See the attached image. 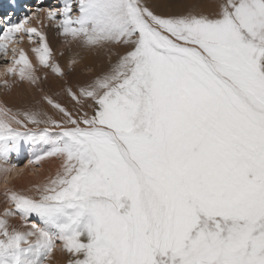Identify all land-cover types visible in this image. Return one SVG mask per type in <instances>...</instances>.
<instances>
[{"label": "snow or ice", "instance_id": "6c2138e0", "mask_svg": "<svg viewBox=\"0 0 264 264\" xmlns=\"http://www.w3.org/2000/svg\"><path fill=\"white\" fill-rule=\"evenodd\" d=\"M199 7L38 8L71 53L64 65L47 34L25 27L30 16L0 30L5 56L18 33L38 38L39 67L14 50L4 87L41 94L33 107L0 106V264H50L57 251L68 264H264V0ZM100 51L108 67L80 82ZM25 144L48 146L29 163L60 160L34 194L7 184Z\"/></svg>", "mask_w": 264, "mask_h": 264}, {"label": "rangeland", "instance_id": "374dc122", "mask_svg": "<svg viewBox=\"0 0 264 264\" xmlns=\"http://www.w3.org/2000/svg\"><path fill=\"white\" fill-rule=\"evenodd\" d=\"M14 1H15V3L17 2V0H0V2H1L0 5L10 6L9 4H14ZM154 2L155 3L159 2V5H168L166 0H154ZM17 3H18L19 7L17 6V8H18L17 12L18 13H17V16L15 17V20L13 21L14 23H18V22L22 21L26 16H30L31 19L28 20V22L25 24V27H35V28H37L38 31L43 32L45 34H46V31L48 34L49 33L52 34V32H57L54 25H52L49 21H47V19L41 18V15H43V14L46 17V13L37 12V9L38 8H55V7H58L60 4V0H38V1H36V0H18ZM157 5L158 4L153 5L154 9L156 11L159 10L158 12H161L163 14L170 13L168 11H171V10H167L166 9L167 7L157 6ZM7 14H8L7 15L8 17L6 15L1 16L2 18L0 17V30L6 28V24H5L6 22L7 23H13L12 21H9V15L11 16L12 13L10 11H8ZM4 20H5V22H4ZM39 23H42V24H39ZM43 23H45V24H43ZM43 26L46 28H44ZM17 35L22 37V40H19V41L13 40L11 43H9V44L14 43V45L16 46L15 47L16 49L14 48L16 53H18V50L20 47H23L28 52V54H31L33 51V48L39 46L37 43V41H38L37 37H33L32 39H29V37L27 35H24L23 32L18 33ZM55 35H53V37H50L49 35H47V36L49 38L50 45L53 44L51 47L54 50V52L56 53L57 60L63 65V64H66L67 59H68V55H70V53L66 52L68 50V48L66 45H64L63 37H60L59 35H57V33ZM0 42H2V41H0ZM55 47L57 49L60 47L59 51ZM8 48H9V50L11 49L10 47H8ZM30 49H32V50H30ZM14 50L11 49L10 51H8L7 56L4 55L3 51H0V106H3V104L6 102L7 106L10 107L8 104L9 101L7 99V96L10 95V91L4 87V80L6 79V77H4V75H5V72L7 71V67L11 66V62L13 61V53L12 52ZM61 51L66 53V55L64 57H61L59 55V53ZM4 56L8 59H6ZM28 58L31 61L32 55L31 56L28 55ZM32 63L39 67L38 60L35 62H32ZM41 70H42V67H41ZM7 79L11 83L13 78L7 77ZM26 85H27V83H25L22 86L18 82L16 84V86L19 87L20 89L24 88V86H26ZM47 147L48 146H46V145L31 146V145H27V144L22 146L20 152L22 153V151H24L25 154L23 155V158H21L20 162H18V164L20 167H24L25 169H27V167L32 168L31 173H34V172L35 173L34 174H31V173L25 174V176L23 175L24 177L22 176L19 179L14 180L13 185L11 184L12 186L10 185L9 187H14L16 190H21V191H28L29 189H32L33 191L29 192V194H34V187L36 185L46 183V182H48L50 177H53V178L55 177L56 172H57L59 165H60L59 159L49 158L47 160L40 161L39 164H34V165L32 163H29V160H31L34 155H37L41 151L46 150ZM12 158H13V156H12ZM12 158H11V163L14 164L15 159H12ZM36 166H41L42 169L39 171V169H37ZM41 172H42V174H41ZM4 189H5V187L0 186V213L3 212V206H4V197H3Z\"/></svg>", "mask_w": 264, "mask_h": 264}, {"label": "bare ground", "instance_id": "6f19581e", "mask_svg": "<svg viewBox=\"0 0 264 264\" xmlns=\"http://www.w3.org/2000/svg\"><path fill=\"white\" fill-rule=\"evenodd\" d=\"M38 1V0H36ZM168 5H184V7H167L166 9L167 10H171V11H168L170 13L172 12H180V11H187L189 9V7L194 4V3H198L200 5V7L197 9L198 11H203L205 13H210L213 11V7L212 5H214L215 3H217V0H166ZM5 2V1H4ZM10 2V1H9ZM18 2V0H17ZM15 3L14 1V4H9L10 6H6V5H0V17L1 16H4V15H8L7 12L10 11L12 14L11 16L9 15V21H14L15 20V17L17 16V11H18V3ZM1 3V2H0ZM37 3V2H36ZM41 3V2H40ZM149 3L152 4V5H156L158 4L159 5V2H154V0H149ZM166 3V2H165ZM7 4V3H6ZM8 5V4H7ZM8 7V8H7ZM19 7V6H18ZM166 7V6H165ZM170 8V9H169ZM159 11V10H158ZM168 14V13H167ZM8 17V16H7ZM40 17V16H39ZM45 15H41V18L44 19ZM2 18V17H1ZM8 19V18H7ZM40 19V18H39ZM5 22V20H4ZM41 22V21H40ZM14 23V22H13ZM6 26H7V22L5 23ZM39 24H42V23H39ZM45 24V23H43ZM44 27V26H43ZM46 28V27H44ZM40 29V28H39ZM44 31V30H43ZM57 32H52L51 33H47L46 31V34L49 35L50 37H53V35H55ZM56 36V35H55ZM3 42V41H2ZM27 43V42H26ZM25 43V44H26ZM53 45V44H52ZM51 45V46H52ZM65 45V44H64ZM8 47H10L11 49L14 50V48L16 47L13 44H9ZM26 47V46H25ZM19 48V47H18ZM56 48V47H55ZM10 49V50H11ZM16 49V48H15ZM23 50L27 56L28 55H32V58H31V61L32 62H35L37 61V56L36 54L32 51L31 54H28V52L23 48V47H20L19 50H18V53L20 50ZM57 49V48H56ZM60 47L57 49L59 51ZM9 48H8V51H10ZM32 50V49H30ZM29 50V51H30ZM62 50V49H61ZM68 52V50L66 51ZM13 53V52H12ZM69 53V52H68ZM11 54V53H10ZM71 54V53H70ZM5 57V56H4ZM6 58V57H5ZM18 58V56H17ZM8 59V58H6ZM37 59V60H36ZM59 59V58H58ZM65 59V58H64ZM115 59L116 57L113 56L112 57V62H115ZM84 64L88 65L89 67H91L93 69L92 72H89L87 71L86 69L83 68V65H81V68L83 69L80 73H79V76H78V79L80 80V82H83V81H86L88 80L90 77H92L95 73L97 72H101L103 70H105L108 65H109V60H108V54L104 51H100L99 53H93V54H88L86 59L84 60ZM64 65V64H63ZM7 66V65H6ZM44 69L42 68L41 70V75H43L44 73ZM2 75V74H1ZM4 75V74H3ZM5 77V75H4ZM49 79L51 80L52 77L51 75L49 76ZM69 82L74 86L77 82V79L76 78H72L70 77L69 78ZM43 87L47 90L49 88V84L48 82H45ZM59 89H53V91H58ZM40 93L37 89H34L33 87H31L30 85H26L24 86V88H19L17 87L16 85L13 87V89L10 91V95L7 96V99H8V104L9 106L15 111V110H21V109H24V108H28V107H33L36 103V101L40 98ZM60 100L62 103L66 104V106L70 109V110H74L73 109V104L71 102H69L68 98L67 97H60ZM48 112H49V115H53L55 118H58L56 117V114L54 112V110L48 108L46 109ZM24 151H22V153L20 152L19 154H14L13 155V158L12 159H15L14 160V164L18 165V162H20L21 158H23V155H24ZM34 165V164H33ZM30 166V165H29ZM37 169H39V171L42 169L41 166H36ZM20 169H22V171H18L17 173H13L11 174L8 179H7V184L8 186H10L11 184L13 185V181L16 180V179H19L20 177H22L23 175L25 176V174H29L31 173V169L32 168H29L27 167V169H25L24 167H20ZM35 173V172H34ZM34 173H31V174H34ZM39 174V173H38ZM42 174V172H41ZM23 176V177H24ZM41 176V175H40ZM47 183V182H46ZM45 183H42L40 185H43ZM11 185V186H12ZM0 186L1 187H5V178L3 176L2 173H0ZM37 186V185H36ZM35 188V187H34ZM5 190V189H4ZM14 225L16 226H21L23 224V221L19 220L18 218L17 219H14L11 221ZM68 254L66 253H61L59 251H57L55 254H54V257L53 259L50 261V264H68V261H69V258H68Z\"/></svg>", "mask_w": 264, "mask_h": 264}]
</instances>
